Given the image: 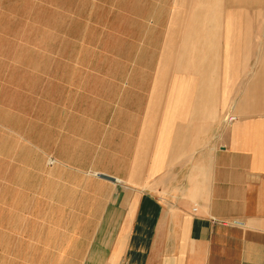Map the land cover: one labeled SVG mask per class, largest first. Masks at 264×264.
Segmentation results:
<instances>
[{
    "label": "crops",
    "instance_id": "crops-1",
    "mask_svg": "<svg viewBox=\"0 0 264 264\" xmlns=\"http://www.w3.org/2000/svg\"><path fill=\"white\" fill-rule=\"evenodd\" d=\"M142 41L90 154L0 124V264H264V0H160Z\"/></svg>",
    "mask_w": 264,
    "mask_h": 264
},
{
    "label": "rangeland",
    "instance_id": "rangeland-1",
    "mask_svg": "<svg viewBox=\"0 0 264 264\" xmlns=\"http://www.w3.org/2000/svg\"><path fill=\"white\" fill-rule=\"evenodd\" d=\"M159 5L0 0V124L8 135L11 128L45 148L48 127L65 124L71 144L82 140L90 154L96 125L121 117L134 97L128 87L142 84V40ZM17 156L28 161L25 149Z\"/></svg>",
    "mask_w": 264,
    "mask_h": 264
},
{
    "label": "built area",
    "instance_id": "built-area-1",
    "mask_svg": "<svg viewBox=\"0 0 264 264\" xmlns=\"http://www.w3.org/2000/svg\"><path fill=\"white\" fill-rule=\"evenodd\" d=\"M236 119L235 115L228 113L223 117V122L225 124H230L231 122H233Z\"/></svg>",
    "mask_w": 264,
    "mask_h": 264
},
{
    "label": "water",
    "instance_id": "water-1",
    "mask_svg": "<svg viewBox=\"0 0 264 264\" xmlns=\"http://www.w3.org/2000/svg\"><path fill=\"white\" fill-rule=\"evenodd\" d=\"M101 178H104V179H107V180H111V181H114L115 179L111 176H108V175H104V174H100L99 175Z\"/></svg>",
    "mask_w": 264,
    "mask_h": 264
}]
</instances>
